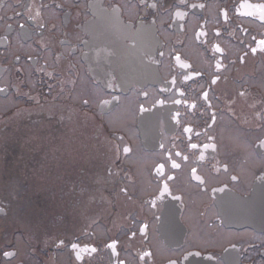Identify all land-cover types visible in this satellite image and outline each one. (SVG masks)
I'll use <instances>...</instances> for the list:
<instances>
[{"label":"flooded vegetation","instance_id":"af4514ba","mask_svg":"<svg viewBox=\"0 0 264 264\" xmlns=\"http://www.w3.org/2000/svg\"><path fill=\"white\" fill-rule=\"evenodd\" d=\"M10 159L0 264H264V0H0V175ZM18 202L39 229L9 227Z\"/></svg>","mask_w":264,"mask_h":264},{"label":"rangeland","instance_id":"374dc122","mask_svg":"<svg viewBox=\"0 0 264 264\" xmlns=\"http://www.w3.org/2000/svg\"><path fill=\"white\" fill-rule=\"evenodd\" d=\"M116 124V123H115ZM118 124V122H117ZM63 125H65V127L67 128H60V135L62 137H67L64 141L65 143H67L68 145H71V147H73L74 149V154H76V156H82L83 155L81 154V151L83 150V152L87 153V149H85V147H87L90 151L93 152V155H94V158H95V164L97 166V168H102L103 165H104V160L102 159V154H106L104 151L102 152V148L99 147V144L96 142V143H93L92 141L95 140L93 139V133L91 132H84L85 130H90L89 128H84L81 129L80 131L78 129H76V127H74L73 125H70L66 120L63 121ZM58 126H55L53 124H50V123H47V122H42L40 123L39 125H37L35 127V129L43 136H46V137H50V135H52L53 131L54 132H59V129L57 128ZM18 134V133H17ZM16 139H19L22 143H21V147L18 148L21 152H25L26 154V147L25 145L23 144V142L25 141V139L23 137H19V138H16ZM13 138V142L14 143H11V151L14 153V155L16 156L17 155V143L15 142V140ZM89 140V141H88ZM42 141V139H41ZM91 143V145L88 144ZM102 153V154H101ZM15 160L17 159H10L7 163V166L8 168L10 169L11 173L9 175V177L7 178H3L5 176V174L3 175H0V179L2 180H8L10 178H12L14 176L13 172L14 171H17V169H19V165L16 164ZM94 165L88 164V168L89 169H92L94 168L93 167ZM4 184H6L5 182H3ZM15 184H18V182H16V180L14 181L13 180V183L10 185L12 186L13 185V188L15 190V192H13L14 194H16L14 200L16 199L17 200V197H18V194L19 196L21 197V193L24 194V191L22 190H19L18 189V186L15 185ZM27 195V193H26ZM28 198H30L31 200L34 199V198H31L28 196ZM26 208L29 209L28 205L27 206H22L20 202H18V204H11L10 206V210H9V214H10V217L13 218V222H9V227L12 228L13 226V223H15L14 221H16V223H19V221H21L22 223H24L26 226L28 227H34L35 228H40V224L37 222L38 220V217L40 216V212H36V211H33V210H26ZM32 208V207H31ZM36 214V215H35ZM75 220V219H74ZM7 229V228H6ZM49 229L47 228L46 229V233L45 235L47 236L49 234ZM3 231H5L3 233ZM7 231L8 230H5V229H0V234L2 236L1 237H5L6 234H7ZM33 233H31V235L34 237L35 234H34V230H31ZM3 233V234H2ZM16 232L12 234L11 237H13L14 239H11L10 237V240H15V237L16 236ZM9 235V234H8ZM52 237V236H51ZM14 246H16V242H14Z\"/></svg>","mask_w":264,"mask_h":264},{"label":"trees","instance_id":"16d2710c","mask_svg":"<svg viewBox=\"0 0 264 264\" xmlns=\"http://www.w3.org/2000/svg\"><path fill=\"white\" fill-rule=\"evenodd\" d=\"M28 150H33V151H36L35 150V147H34V145H30V147L28 148ZM34 159H35V156L34 155H32V163L33 162H35L34 161ZM40 168V167H39ZM33 169L34 170H36L37 169V166H35V167H33ZM82 169V168H81ZM80 169V170H81ZM41 173H43L44 175H46V178H44V180L42 179V181H41V183H45V184H51V185H59L58 186V190H62V188H60V186H61V180L60 179H55V177H57L58 175H60V173H57L56 172V170L54 169V168H45V170L43 171V172H41ZM38 174V176L37 175H32L31 176V178L33 179L32 180V183L33 184H37V185H39V186H41V184L38 182V180H39V176H43L42 174ZM80 173L81 174H79V177L80 178H82L83 177V174H82V172L80 171ZM54 175V176H53ZM37 176V177H36ZM7 177H9V175H5L3 178H7ZM18 175L17 174H14V176H13V178L17 181L18 180ZM51 177H53L52 179H51ZM3 181H5V180H3ZM44 181V182H43ZM41 188H39V189H37V190H35V191H30L29 192V195H30V197L31 198H34L35 196H36V194L38 193V192H40V193H47L48 192V190H44V189H42V190H40ZM81 192H83V191H81ZM47 198H50V197H47ZM59 204H61V203H59ZM34 208L35 207H33V209L31 208V206H29V209H30V211H31V209L32 210H34ZM42 209H46L45 207H43ZM48 210H50V209H48ZM49 215V211L44 215L45 217L46 216H48ZM45 219V218H44ZM17 224H20L21 225V222H19V223H17ZM32 228V227H31Z\"/></svg>","mask_w":264,"mask_h":264},{"label":"snow or ice","instance_id":"6c2138e0","mask_svg":"<svg viewBox=\"0 0 264 264\" xmlns=\"http://www.w3.org/2000/svg\"><path fill=\"white\" fill-rule=\"evenodd\" d=\"M74 247H75V246H74ZM6 255H9V254L6 253Z\"/></svg>","mask_w":264,"mask_h":264}]
</instances>
